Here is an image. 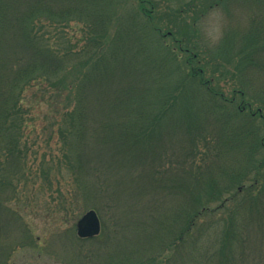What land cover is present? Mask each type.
<instances>
[{
    "label": "trees",
    "instance_id": "trees-1",
    "mask_svg": "<svg viewBox=\"0 0 264 264\" xmlns=\"http://www.w3.org/2000/svg\"><path fill=\"white\" fill-rule=\"evenodd\" d=\"M233 1L245 24L199 48L197 18ZM157 3L0 0V264L28 205L97 211L73 264H264V0L168 24Z\"/></svg>",
    "mask_w": 264,
    "mask_h": 264
},
{
    "label": "rangeland",
    "instance_id": "rangeland-1",
    "mask_svg": "<svg viewBox=\"0 0 264 264\" xmlns=\"http://www.w3.org/2000/svg\"><path fill=\"white\" fill-rule=\"evenodd\" d=\"M190 2L191 0H181V2L179 0H158V11L159 16L163 18L162 22L168 24L164 20L167 19V13L162 16L165 10L174 9L175 14H178L177 11L179 12L181 9L185 11L186 4ZM237 3V1L229 2L228 5L224 3L211 8L197 18L195 24L198 29L199 48L217 51V46L221 43L226 33H231L232 29L235 28L234 26L238 27L245 24L244 22L247 20V17L245 18L246 9ZM188 14L190 15L185 17V19L191 23L194 21V14ZM173 18L174 16L170 17L172 20ZM174 19V25L172 26L171 24L170 27L180 29L183 24L181 19L178 16ZM178 37L181 38L179 34ZM169 41L174 43V38L170 37ZM230 52L233 56V49ZM220 60L226 61L223 57ZM41 201V198L37 199L38 204ZM25 212L26 220L31 221L33 224L32 230H34V233L30 237H23V240L19 241V246L24 245L22 247L17 246V251L13 252L10 264H73V250L74 246L78 244V241L73 236L74 225L79 218L76 222L71 220L68 224H62L58 218L54 219L48 215L41 205L36 207L28 205ZM110 223L111 221L108 220V224ZM7 234L9 235V232L5 233V235ZM18 235L21 236L20 232ZM100 239L104 240V237ZM4 242H8V239H3Z\"/></svg>",
    "mask_w": 264,
    "mask_h": 264
},
{
    "label": "water",
    "instance_id": "water-1",
    "mask_svg": "<svg viewBox=\"0 0 264 264\" xmlns=\"http://www.w3.org/2000/svg\"><path fill=\"white\" fill-rule=\"evenodd\" d=\"M101 229V220L95 209L87 210L76 223L77 235L82 239L98 236Z\"/></svg>",
    "mask_w": 264,
    "mask_h": 264
}]
</instances>
